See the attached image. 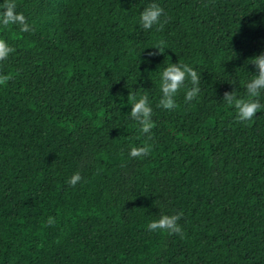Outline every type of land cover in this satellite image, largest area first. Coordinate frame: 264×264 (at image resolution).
<instances>
[{"label": "trees", "instance_id": "1", "mask_svg": "<svg viewBox=\"0 0 264 264\" xmlns=\"http://www.w3.org/2000/svg\"><path fill=\"white\" fill-rule=\"evenodd\" d=\"M152 2L160 31L140 26ZM15 3L33 31L0 26L15 49L0 62V264H264V109L237 122L223 101L248 98L264 0ZM178 61L201 73L200 93L186 102L182 88L169 111L160 76ZM129 90L153 109L146 157L129 155L147 139ZM180 211L182 236L148 230Z\"/></svg>", "mask_w": 264, "mask_h": 264}, {"label": "clouds", "instance_id": "2", "mask_svg": "<svg viewBox=\"0 0 264 264\" xmlns=\"http://www.w3.org/2000/svg\"><path fill=\"white\" fill-rule=\"evenodd\" d=\"M15 0H4L0 4V26L7 28L9 25H19L21 32L33 31L29 25L27 18L23 13L16 12ZM164 17L163 22L161 17ZM168 22L167 13L159 4L149 3L140 13V26L144 30L151 29L154 25H158L157 31L163 29ZM151 48L157 49L158 52H149V56L164 53L166 49L163 40ZM15 51L10 47L5 39L0 38V62L8 59L9 55ZM251 59L252 65L256 68V74L246 84L248 98L238 97L236 89L223 94V101L229 106H234L236 109V121L247 122L251 121L258 112L264 109V103H261L259 97L264 92V52ZM201 73H198L193 67L186 63H170L162 71L160 76V90L162 93L157 107H162L165 110H174L178 107L175 97L179 91L185 89V101L190 102L195 99L200 93ZM11 77L9 75L0 74V85L6 84ZM190 80L192 87L189 89L186 81ZM235 83V82H233ZM132 102L130 118L136 121L140 126V131L147 134V139L142 146H133L130 149L129 155L132 158H140L148 156L153 145L148 143L153 139L152 129L155 127L152 120L153 109L150 105L149 96L145 92L137 99V95L129 90L128 98ZM82 180L79 172L74 173L67 181L69 186L75 187ZM183 212L167 215L161 214L159 219L153 220L147 225L149 231L163 230L169 235H183V229L179 221L183 218ZM56 223L54 217L47 218L45 226H52Z\"/></svg>", "mask_w": 264, "mask_h": 264}]
</instances>
